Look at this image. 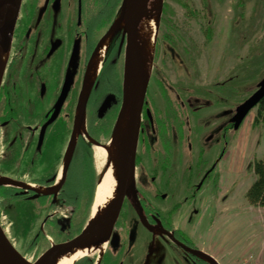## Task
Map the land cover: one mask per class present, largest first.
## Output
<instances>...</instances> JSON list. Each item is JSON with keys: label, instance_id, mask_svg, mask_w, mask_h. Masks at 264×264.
Wrapping results in <instances>:
<instances>
[{"label": "flooded vegetation", "instance_id": "flooded-vegetation-1", "mask_svg": "<svg viewBox=\"0 0 264 264\" xmlns=\"http://www.w3.org/2000/svg\"><path fill=\"white\" fill-rule=\"evenodd\" d=\"M121 1H21L0 82V175L14 182L0 187V209L12 207L15 199L39 204L36 209L43 218L33 242L51 235L47 249L70 241L85 226L87 220L80 225L76 221V197L89 193V182L97 176L93 145L109 141L122 106L127 35L118 30L85 94V131L75 135L61 184L87 67L117 18ZM155 59L154 50L140 113L135 192L124 196L102 254L94 252L74 264H211L203 255L214 259L186 237L178 215L212 177L214 143L219 133L225 139L233 130L234 111H219L218 84L190 99L181 89L166 87L153 71ZM55 135L65 139L64 148L46 170L44 154ZM83 159L90 165L89 179L76 194L72 183L77 165L78 183L84 179L79 166ZM45 189L52 190L41 191Z\"/></svg>", "mask_w": 264, "mask_h": 264}, {"label": "rangeland", "instance_id": "rangeland-1", "mask_svg": "<svg viewBox=\"0 0 264 264\" xmlns=\"http://www.w3.org/2000/svg\"><path fill=\"white\" fill-rule=\"evenodd\" d=\"M238 1L163 0L154 48L153 71L166 87L181 89L180 93L190 99L193 94L211 90L212 84H226L219 92V111L230 110L231 114L255 92L264 77V53L257 54L261 51L256 49L264 38V0H242L244 4L239 12L243 17L236 21ZM164 19L168 24L162 23ZM256 112L257 107L249 112L239 129L227 132L225 139L223 133L217 135L213 149L217 161L214 173L178 215L186 237L215 256L218 264H245L249 255H258L256 251L247 252L249 245L264 238V210L250 205L245 197L254 181L253 163L264 158V128L252 125ZM82 123L85 127L84 120ZM221 124L222 121L220 127ZM64 140L61 135H55L54 144L47 146L46 170L52 168L53 160L55 164L61 157ZM94 147L97 176L93 198L87 212L89 194H80L81 205L76 211L78 225L89 219L97 183L110 168L109 161L103 166L96 162ZM195 155L196 152L189 157ZM77 173L78 165L76 181L80 179ZM79 188L76 187V194ZM15 200L10 208L1 206L2 229L13 247L33 263L50 246L52 236L33 242L43 218L36 209L40 205ZM261 263L264 264V254Z\"/></svg>", "mask_w": 264, "mask_h": 264}, {"label": "water", "instance_id": "water-1", "mask_svg": "<svg viewBox=\"0 0 264 264\" xmlns=\"http://www.w3.org/2000/svg\"><path fill=\"white\" fill-rule=\"evenodd\" d=\"M22 0H0V41H7L8 45L6 50L4 51L6 57L8 56L11 39L13 35V31L15 28L16 20L19 15L20 5ZM160 13L158 18V23L160 21V14L163 6V0H158ZM120 18H125V32L127 35V47H126V61H125V69H124V80H123V100L120 112L116 119L113 130L115 129L119 119L121 118L123 112L125 111L129 98H131V119L129 125V143L124 159L121 161L119 167L120 174V183L113 200L111 209L108 213L106 220L103 225L98 230L86 231V226L83 230L73 239L67 241L62 244L52 245L49 249L44 251L36 261L33 263L27 261L12 245V243L8 240L5 235L4 230L0 225V264H50L52 259L57 256L59 253L70 250L78 246L83 245H92L96 246L101 243L107 241L114 223L119 215L121 205L123 202V198L125 195L130 197L135 192V180H134V169H135V151L137 145V137L140 126V113L141 107L143 104V100L146 92V85H143V77L141 72L137 71V69L133 68V44H134V33L135 28L138 24L139 20V11L135 4L131 2V0H122L119 10ZM117 17V18H119ZM116 18V19H117ZM115 19V21H116ZM110 27L109 31L102 38V40L97 45L93 56L97 53V50L101 47L102 42L108 35H112L114 32L112 31L114 23ZM158 30V25H157ZM156 41V40H155ZM5 59H0V82L2 79L3 71L5 69ZM264 98V77L258 82L256 85L255 92L250 95L245 101L236 106L234 110V114L230 119V124L232 125L233 130L239 129L243 120L249 114V112L254 109L260 101ZM86 96L81 95L76 111V123L77 120L82 123L84 118L85 104H86ZM106 102L99 109V116L106 109ZM76 130V129H75ZM86 135V133H85ZM76 138L75 131L73 132L71 139L69 140L68 147L66 150V154L64 157L63 169L61 172V184L65 179V175L69 166V162L71 160L73 150L75 147ZM99 145V144H97ZM102 146V145H99ZM2 182H0L1 186H7L9 184H13L9 179L2 178ZM42 195H45L42 193ZM39 195L37 194L33 198H37ZM88 222V221H87ZM87 224V223H86ZM206 261L211 264H218L214 259L207 255H203Z\"/></svg>", "mask_w": 264, "mask_h": 264}, {"label": "bare ground", "instance_id": "bare-ground-1", "mask_svg": "<svg viewBox=\"0 0 264 264\" xmlns=\"http://www.w3.org/2000/svg\"><path fill=\"white\" fill-rule=\"evenodd\" d=\"M131 2L137 6L139 11V20L134 33L133 68H136L137 71L141 72L143 85H146L151 72L160 7L158 0H131ZM118 30L124 31L125 33L124 17L117 18L114 23L112 31L116 32ZM110 40L111 35H108L87 67L84 86L85 93L83 92V95L89 91L96 75L99 72ZM7 45V41H0V59L6 58L4 51L6 50ZM131 104L132 101L131 98H129L127 107L119 119L115 129L112 130L109 141L102 146L95 144L94 158L96 162L103 166V164L109 161L110 168L104 173L95 188L94 203L91 207L89 220L87 224H85L86 231L100 229L108 216L115 198L121 179L118 172L119 167L121 161L124 159L129 143ZM84 131L83 123L77 120L75 135L81 133L84 134ZM2 178L3 177L0 176V182L3 181ZM51 190L52 189H45L41 191L48 193ZM103 249L104 246L102 243L96 246H78L59 253L52 259L50 264H74L79 259L94 252L102 254Z\"/></svg>", "mask_w": 264, "mask_h": 264}, {"label": "trees", "instance_id": "trees-1", "mask_svg": "<svg viewBox=\"0 0 264 264\" xmlns=\"http://www.w3.org/2000/svg\"><path fill=\"white\" fill-rule=\"evenodd\" d=\"M243 1L239 0L237 2V6L236 9H238L237 15H236V21L238 19L241 20V17H243L242 13L239 12V9L243 6ZM186 3H182L181 2V6L186 7ZM163 15L166 14V9L165 7H163ZM162 23H166L168 24V22L166 21V19H164V21ZM256 49H259L261 51V53H257V54H263L264 53V38L262 39V41L258 44V46H256ZM252 56H255V54H252ZM252 56H250L252 58ZM233 81V80H231ZM235 85V84H233ZM226 86L225 85H218V89L219 92H221V90H223L222 88ZM253 125H261L264 128V98L260 101V103L257 105V112H256V116L253 120ZM81 165L80 168L82 169V171L85 173V176L83 177L84 179L81 180L82 183H78V180H74L72 185L75 187H82V184H86L88 182L89 179V169L88 166L90 167V165H87L86 161L83 159L81 161ZM253 173H254V181L252 182V184L250 185V187L248 188L247 192H246V200L248 201V203L256 208H264V158L260 159V160H256L253 163ZM90 184V191H89V195L87 198V202H88V206H87V212L90 206V203L92 202V198H93V184L94 181L89 182ZM83 184V185H84ZM75 187V189H76ZM79 188V189H80ZM85 198V199H86ZM81 200L82 197L81 195L76 197V210L78 209L77 207L80 206L81 204ZM86 212V215H87ZM86 217V216H85ZM86 220V219H85Z\"/></svg>", "mask_w": 264, "mask_h": 264}, {"label": "crops", "instance_id": "crops-1", "mask_svg": "<svg viewBox=\"0 0 264 264\" xmlns=\"http://www.w3.org/2000/svg\"><path fill=\"white\" fill-rule=\"evenodd\" d=\"M250 121H252V120H250ZM252 125H253V121H252ZM248 127H249V125L246 126V128H248ZM249 129H250V127H249ZM258 209L264 210L263 208H258ZM253 251L258 252V255L257 256L249 255L248 256V261L245 262V264H262L261 261H262L263 254H264V238H262L259 241L254 242L253 244L249 245V248L247 249V252L250 253V252H253ZM245 254L246 253H243V255H245ZM212 257H215V256H212Z\"/></svg>", "mask_w": 264, "mask_h": 264}, {"label": "built area", "instance_id": "built-area-1", "mask_svg": "<svg viewBox=\"0 0 264 264\" xmlns=\"http://www.w3.org/2000/svg\"><path fill=\"white\" fill-rule=\"evenodd\" d=\"M0 217H1V218H0V222H1V224H2V215H0Z\"/></svg>", "mask_w": 264, "mask_h": 264}]
</instances>
